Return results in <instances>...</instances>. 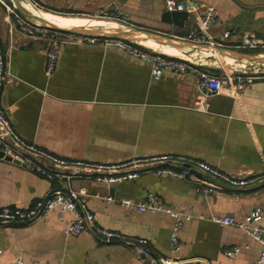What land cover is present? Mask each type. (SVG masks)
Wrapping results in <instances>:
<instances>
[{"label": "crops", "instance_id": "crops-1", "mask_svg": "<svg viewBox=\"0 0 264 264\" xmlns=\"http://www.w3.org/2000/svg\"><path fill=\"white\" fill-rule=\"evenodd\" d=\"M189 1L216 6L218 18L212 35L229 30L232 42L247 33L264 41V0ZM105 6L107 11L126 14L135 27L170 35L189 32L202 14L188 12L183 23L175 25L163 20L167 11L164 0H107ZM252 12L261 20L257 31L247 30L250 22L244 15ZM6 20L9 28L7 23L0 25V45L15 80L3 87L0 100L24 138L72 159L109 163L173 154L234 174L264 171V80L246 87L239 98L215 94L209 98L207 110L200 111L193 108L196 77L165 74L154 80L148 63L99 43L63 36L57 67L46 75L47 38L23 33L16 26L11 30L9 17ZM65 20L70 26L78 21L94 28H128L120 23L103 27L105 22L98 20ZM139 42L170 55L201 54L152 39ZM259 52L264 53V48L254 53ZM221 55L234 59L228 53ZM56 189L75 193L86 203L95 214L91 229L66 236L72 215L60 208L31 222L0 223V264H13L18 257L26 264H150L140 260L135 245L106 241L100 227L118 231L125 240L146 238L156 255L205 258L212 264H250L258 258L260 244L255 239L239 227L221 225L211 218L232 216L239 222L264 225L263 184L241 195L206 194L191 179L142 172L137 179L108 187L91 176L73 177L69 182L49 180L20 162L0 158V208H29ZM97 191L133 200H142L154 191L164 203L194 215L180 233L181 250L173 253L171 248L170 216L125 209L93 197ZM234 245H241L242 250L229 258L225 251Z\"/></svg>", "mask_w": 264, "mask_h": 264}, {"label": "built area", "instance_id": "built-area-1", "mask_svg": "<svg viewBox=\"0 0 264 264\" xmlns=\"http://www.w3.org/2000/svg\"><path fill=\"white\" fill-rule=\"evenodd\" d=\"M4 2L5 0H0ZM152 1V0H145ZM166 9L170 11H201L199 24L187 33L173 35L174 37L199 44H209L226 49L242 52H252L264 48V41L254 33H247L237 42H232L231 31H223L217 36L211 34V28L217 23L218 10L216 6L189 0H164ZM9 5V4H8ZM10 8L9 6H7ZM16 17L15 24L21 32L29 35L44 36L48 40L46 50V75H51L58 64L62 48L61 38L69 36L78 42L101 44L105 48H119L128 55L148 63L151 67V76L159 80L165 74L191 75L196 77L197 95L193 108L206 111L208 100L218 93H226L239 98L242 91L257 80H264V63H240L238 67H229L222 71H215L205 67L204 60L192 56H176L166 52L145 47L142 42L125 40L121 38H98L83 34L67 33L52 29L37 20H30L15 8H10ZM115 23L134 26L129 23L128 16L116 11L107 13ZM262 55V54H259ZM15 76L11 73L7 53L0 45V96L5 85L13 82ZM0 156L1 159L19 161L34 172L49 179H62L70 181L73 177L91 176L98 183L108 187L128 179H137L142 172H152L159 177L188 178L194 181L198 188L206 194L241 195L250 193L259 184L264 185V171L247 173L245 175L225 172L207 162L185 157L183 155H154L146 157H133L119 162H95L84 159H72L55 154L41 147L38 143L21 136L12 124L6 109L0 100ZM93 197L109 203H115L129 210L144 213H164L173 219L170 243L173 253L179 252L182 247L180 233L185 224L195 216L191 213L177 209L161 201L159 195L150 191L142 200H133L128 197L117 198L112 193L95 192ZM60 208L70 212L72 217L65 228L66 236H76L83 231L91 229L95 214L88 208L77 194L54 190L44 199L38 200L29 208L3 206L0 208V223L31 222L42 216L49 215L53 210ZM259 212V210H257ZM203 219V216H199ZM212 221L221 225L235 226L243 229L248 235L260 244L258 258L250 264H264V225L251 222H239L232 216H213ZM106 241H126L135 245L139 250V258L150 264H212L205 258H180L174 255H156L148 247L146 238L125 240L121 233L106 228H98ZM242 250L241 245H234L227 249L225 254L235 258ZM3 249L0 247V255ZM13 264H26L22 257L15 259ZM32 264H40L34 261Z\"/></svg>", "mask_w": 264, "mask_h": 264}, {"label": "water", "instance_id": "water-1", "mask_svg": "<svg viewBox=\"0 0 264 264\" xmlns=\"http://www.w3.org/2000/svg\"><path fill=\"white\" fill-rule=\"evenodd\" d=\"M7 3H9L12 6H16V9L20 13H22L26 17H32L34 20H37L41 22L42 24L63 32L67 33H74V34H83L87 36H94L98 38H121L125 40H134V41H140L142 39H152L154 41H157L161 44H166L170 45L173 47H176L181 50H192V51H198L202 52L204 51H210V52H219V53H228L232 56L246 59L248 61L252 62H259V63H264V57L261 55H255V54H250L249 52H242L238 50H233V49H226V48H221L217 46H211L209 44H199V43H193L190 41L186 40H181L173 35L162 33L159 31H152V30H147V29H142L138 28L135 26H128L126 30H120V29H115V28H94V27H82V28H63V27H58L56 25H53L51 23L46 22L45 20L33 15L30 13L23 5L20 3L19 0H5ZM189 16V13L187 11H170L167 10L163 13V20L169 24H175V25H181L183 21ZM245 18L249 19L250 25L247 28L249 31H257L258 25L260 23V19H255V13H249L244 15ZM142 36V37H139ZM2 153H0V156ZM19 162V161H16ZM66 193H68L67 190H65Z\"/></svg>", "mask_w": 264, "mask_h": 264}, {"label": "rangeland", "instance_id": "rangeland-1", "mask_svg": "<svg viewBox=\"0 0 264 264\" xmlns=\"http://www.w3.org/2000/svg\"><path fill=\"white\" fill-rule=\"evenodd\" d=\"M23 7L27 8V4L25 0H19ZM32 6L39 9V11L50 12L53 16L58 18H73V19H90L89 23H92L95 20L104 21L105 25L103 27L114 26L116 23L113 19L107 15L110 11H107L108 6L104 7V3L107 0H28ZM6 1L0 3V25H5L7 23V27L9 28V21L6 20V17H9V20L13 23L16 22L15 15L11 12L10 8H15L16 6L8 5ZM9 6L10 8H8ZM33 12V11H32ZM34 13V12H33ZM35 14V13H34ZM59 15V16H58ZM30 20H34L32 17H29ZM65 19H63L65 21ZM78 22V21H77ZM87 22V20L85 21ZM13 23V24H14ZM210 52V51H208ZM207 51L200 52L201 54H197V57L204 60V65L207 68L213 69L215 71H222L225 69H229V67H238L240 63H244V59L238 58L230 55L234 58V62L232 64H226L221 59L216 57V55H209ZM259 55L264 57V53H250ZM221 55V54H218ZM252 61H248L246 64H251Z\"/></svg>", "mask_w": 264, "mask_h": 264}, {"label": "bare ground", "instance_id": "bare-ground-1", "mask_svg": "<svg viewBox=\"0 0 264 264\" xmlns=\"http://www.w3.org/2000/svg\"><path fill=\"white\" fill-rule=\"evenodd\" d=\"M26 1V4H27V10L32 13L33 15L45 20L46 22L48 23H51L53 25H56L58 27H63V28H73V27H77V28H84V27H87V26H84L83 24L79 23V22H76L75 25L76 26H70L69 22L67 23L66 20L64 21L63 19L65 18H56L55 15L53 16L50 12H44V11H39V9H37L36 7L32 6V4L28 1V0H25ZM21 3V2H20ZM23 4V3H22ZM24 5V4H23ZM35 13H33V12ZM59 16V15H58ZM90 21V20H89ZM66 22V23H65ZM86 23V22H85ZM89 24V23H88ZM102 27V26H101ZM143 41V40H142ZM147 43V42H146ZM151 44V43H150ZM149 44V45H150ZM153 44V43H152ZM165 48L162 47V49ZM170 48V47H169ZM174 49V48H173ZM165 50V49H164ZM170 51V50H169ZM171 52V51H170ZM215 53H218V54H225V53H219V52H215ZM172 55V53H171ZM216 57H218L219 59H221L223 62H225L226 64H232L234 62V59L231 60L230 57H227L226 55H217ZM248 60L245 59L244 63H247Z\"/></svg>", "mask_w": 264, "mask_h": 264}, {"label": "trees", "instance_id": "trees-1", "mask_svg": "<svg viewBox=\"0 0 264 264\" xmlns=\"http://www.w3.org/2000/svg\"><path fill=\"white\" fill-rule=\"evenodd\" d=\"M0 3H1V1H0ZM255 51H252L251 53H254Z\"/></svg>", "mask_w": 264, "mask_h": 264}]
</instances>
